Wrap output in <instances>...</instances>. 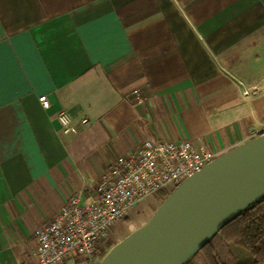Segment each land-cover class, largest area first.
Here are the masks:
<instances>
[{
	"label": "crops",
	"instance_id": "crops-1",
	"mask_svg": "<svg viewBox=\"0 0 264 264\" xmlns=\"http://www.w3.org/2000/svg\"><path fill=\"white\" fill-rule=\"evenodd\" d=\"M263 122L264 0H0V264L148 134L220 156Z\"/></svg>",
	"mask_w": 264,
	"mask_h": 264
},
{
	"label": "built area",
	"instance_id": "built-area-1",
	"mask_svg": "<svg viewBox=\"0 0 264 264\" xmlns=\"http://www.w3.org/2000/svg\"><path fill=\"white\" fill-rule=\"evenodd\" d=\"M132 93L143 102L138 90ZM38 101L50 109L47 96ZM55 121L64 135L79 130L65 112L57 113ZM88 123L87 118L80 121L81 126ZM262 134L264 122L256 136ZM218 156L214 149L197 147L190 140H162L148 134L137 149L112 160L96 182L76 190L50 222L35 230L34 261L22 264H93L113 230L134 208L160 192H173Z\"/></svg>",
	"mask_w": 264,
	"mask_h": 264
},
{
	"label": "water",
	"instance_id": "water-1",
	"mask_svg": "<svg viewBox=\"0 0 264 264\" xmlns=\"http://www.w3.org/2000/svg\"><path fill=\"white\" fill-rule=\"evenodd\" d=\"M263 197L264 134L183 181L98 264H183L224 224Z\"/></svg>",
	"mask_w": 264,
	"mask_h": 264
},
{
	"label": "trees",
	"instance_id": "trees-1",
	"mask_svg": "<svg viewBox=\"0 0 264 264\" xmlns=\"http://www.w3.org/2000/svg\"><path fill=\"white\" fill-rule=\"evenodd\" d=\"M156 196L162 202L167 198L162 192ZM114 245L109 239L100 252L104 256ZM235 250L248 260L240 262ZM183 264H264V197L224 224Z\"/></svg>",
	"mask_w": 264,
	"mask_h": 264
},
{
	"label": "rangeland",
	"instance_id": "rangeland-1",
	"mask_svg": "<svg viewBox=\"0 0 264 264\" xmlns=\"http://www.w3.org/2000/svg\"><path fill=\"white\" fill-rule=\"evenodd\" d=\"M172 191H167L165 196L170 195ZM157 197V196H156ZM162 201L159 199L155 200L154 197L150 198L146 202L141 203L136 208H134L127 220H124L122 223L118 224L116 228L113 230L110 239L112 243L116 244L121 241L124 237L129 235L135 229L139 228L143 224H145L148 219L152 216L154 211L160 206ZM110 250V249H109ZM104 253V252H103ZM103 253L98 251L96 258L93 264H98L101 259L107 254L103 256ZM64 264H86L83 262L76 261L75 263L66 262Z\"/></svg>",
	"mask_w": 264,
	"mask_h": 264
}]
</instances>
